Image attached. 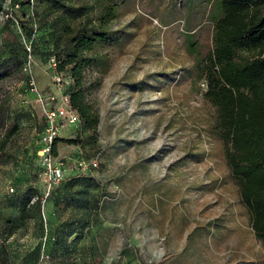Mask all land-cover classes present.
Masks as SVG:
<instances>
[{"label":"rangeland","instance_id":"374dc122","mask_svg":"<svg viewBox=\"0 0 264 264\" xmlns=\"http://www.w3.org/2000/svg\"><path fill=\"white\" fill-rule=\"evenodd\" d=\"M58 1L78 11L0 0V264H145L183 241L186 264L200 249L218 253L214 264H264L196 72L216 0ZM112 5L117 16L101 23ZM82 26L112 39L83 71L98 124L60 129L53 158L64 179L48 190L38 135L73 87L51 54L65 49L66 28ZM77 159L97 167L76 177Z\"/></svg>","mask_w":264,"mask_h":264},{"label":"trees","instance_id":"16d2710c","mask_svg":"<svg viewBox=\"0 0 264 264\" xmlns=\"http://www.w3.org/2000/svg\"><path fill=\"white\" fill-rule=\"evenodd\" d=\"M53 2L70 15L78 11L66 9L58 0ZM214 9L211 46L197 62L196 72L205 82L203 100L212 110L210 133L223 145L224 160L249 214L251 229L264 243V0H216ZM117 13L116 5L107 7L101 23ZM82 15L78 13L77 17ZM66 29L69 36L63 42L65 49L51 56L56 59L57 73L68 71L73 80L69 108L78 115V124L84 130L93 131L98 117L86 102L83 71L91 65L89 53L112 39L92 27ZM61 38L54 39L53 52L62 43ZM60 142H64L60 137L53 141L52 156L57 155ZM30 188L36 193V188ZM36 198L35 207L41 214Z\"/></svg>","mask_w":264,"mask_h":264},{"label":"built area","instance_id":"2783aa9c","mask_svg":"<svg viewBox=\"0 0 264 264\" xmlns=\"http://www.w3.org/2000/svg\"><path fill=\"white\" fill-rule=\"evenodd\" d=\"M32 1V0H31ZM17 8L18 5H15ZM8 18L7 15H5ZM11 18V17H10ZM45 124L43 132L38 135V161L42 169L43 176L47 179L48 190L56 186L63 179V161L56 162L52 156L53 141L59 137L60 129L64 126L75 127L79 122L78 115L69 108L68 97L54 109L45 111ZM69 169L72 174H81L97 167L96 162H86L84 160H74Z\"/></svg>","mask_w":264,"mask_h":264},{"label":"crops","instance_id":"0c3cea01","mask_svg":"<svg viewBox=\"0 0 264 264\" xmlns=\"http://www.w3.org/2000/svg\"><path fill=\"white\" fill-rule=\"evenodd\" d=\"M185 250H186V247H184V241L183 243L180 244V246H178L175 249L171 247L163 246L162 248H159L158 250H154L149 257V260H147V262L143 260V263L145 264H186L185 263L187 262L186 260L180 259V255L183 254ZM207 251L208 250L206 249L195 250L194 253L198 254V258H195V256H193L191 258V263L196 264V262L200 261L201 264H206L204 262L207 261L208 262L207 264H214V263H211L209 260L210 254L216 255L218 253L214 251H209V252ZM136 262L140 263L139 260H136ZM225 264H239V263L226 262Z\"/></svg>","mask_w":264,"mask_h":264}]
</instances>
